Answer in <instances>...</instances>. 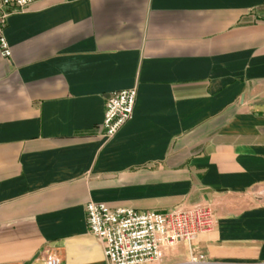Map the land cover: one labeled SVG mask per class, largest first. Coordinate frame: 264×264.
Segmentation results:
<instances>
[{
  "label": "crops",
  "instance_id": "0c3cea01",
  "mask_svg": "<svg viewBox=\"0 0 264 264\" xmlns=\"http://www.w3.org/2000/svg\"><path fill=\"white\" fill-rule=\"evenodd\" d=\"M5 33L0 264H109L90 201L213 206L214 231L148 264H264V0H40Z\"/></svg>",
  "mask_w": 264,
  "mask_h": 264
},
{
  "label": "built area",
  "instance_id": "2783aa9c",
  "mask_svg": "<svg viewBox=\"0 0 264 264\" xmlns=\"http://www.w3.org/2000/svg\"><path fill=\"white\" fill-rule=\"evenodd\" d=\"M40 0H0V49L4 58H12L6 37L9 17ZM137 88L113 92L107 101L103 136L112 139L134 117ZM90 232L104 244L109 264H148L161 261L167 249L181 242L194 241L214 231L215 210L207 203L188 204L166 213L141 212L133 208H111L103 202L86 206ZM45 264H62L49 257Z\"/></svg>",
  "mask_w": 264,
  "mask_h": 264
},
{
  "label": "rangeland",
  "instance_id": "374dc122",
  "mask_svg": "<svg viewBox=\"0 0 264 264\" xmlns=\"http://www.w3.org/2000/svg\"><path fill=\"white\" fill-rule=\"evenodd\" d=\"M174 246H172L171 248H173Z\"/></svg>",
  "mask_w": 264,
  "mask_h": 264
}]
</instances>
